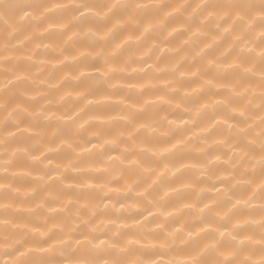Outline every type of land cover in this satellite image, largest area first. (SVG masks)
Returning a JSON list of instances; mask_svg holds the SVG:
<instances>
[{"label": "clouds", "instance_id": "9594fccd", "mask_svg": "<svg viewBox=\"0 0 264 264\" xmlns=\"http://www.w3.org/2000/svg\"><path fill=\"white\" fill-rule=\"evenodd\" d=\"M0 264H264V0H0Z\"/></svg>", "mask_w": 264, "mask_h": 264}]
</instances>
